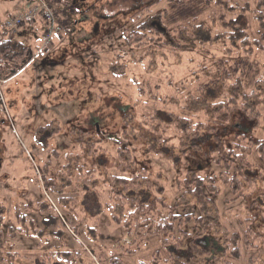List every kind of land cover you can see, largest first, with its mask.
Masks as SVG:
<instances>
[{"label":"rangeland","instance_id":"1","mask_svg":"<svg viewBox=\"0 0 264 264\" xmlns=\"http://www.w3.org/2000/svg\"><path fill=\"white\" fill-rule=\"evenodd\" d=\"M43 1L53 11L62 33L47 49L41 44L40 34L20 37L25 42L30 40L31 50L38 54L27 67L22 66L24 61L17 64L16 77L0 79L6 102L0 105L2 231L7 233L10 227L18 226L21 211L35 221L41 235L24 237L17 233L13 240L5 239L0 264H42L44 254L50 251L70 254L68 258L57 256L54 261L58 264H112V260L150 264L155 255L171 257L177 264H264V161L256 153L249 157L256 168L245 173L253 185L243 182L242 191L233 195L232 189L216 178L222 192L215 200L217 208L205 206L207 213L211 212L209 223L215 227L206 228L196 242L186 240L180 251L173 247L164 250L158 237H150L138 247L129 246L125 242L128 233L112 221L106 208L110 201L109 182L98 180L91 183L96 189H86L78 181L79 171L85 168L89 172L92 166L99 167L102 178L119 176L121 150L123 159L129 161L128 173L123 170L122 176L142 170L151 176L153 191L144 189L136 197L143 201L162 199L164 204L177 207L182 216L193 213L190 206H185L193 204L192 198H183L179 181L192 180L193 173L210 177L223 170L214 164L216 157L208 148V135L203 134L208 131L199 132L204 136L203 147L196 152L190 145L193 133L180 142L170 131L169 136L176 137L170 143L172 150L160 149L154 154L149 152L144 136H155L147 134L144 126L154 113L168 126L175 121L168 115L161 117L158 112L162 111L189 119L195 113L206 125L202 113L209 105L210 128L215 136L224 137V143L229 144L235 133L251 127L239 113H232L226 123V114L215 121L213 112L222 101L226 80L229 85L238 82L248 93L258 88L263 94L258 98L264 102L261 0H210L209 4L207 0ZM221 1L230 9L222 8ZM26 6V0H0V26ZM144 11L151 17L161 15L162 28L174 33V37L178 36L176 29L188 27V33L194 35L193 42L188 46L176 42V46L153 48L145 56V52L132 53L123 35L137 27L131 19ZM189 23L196 25L193 28L187 26ZM223 23L230 25L224 28ZM197 28L204 33H197ZM231 29L233 33L246 32V37L241 36L249 40L246 47L232 38L228 43L227 39L234 37ZM8 34L15 37L18 32ZM17 51H26V59L33 56L22 45ZM51 52L50 59H45ZM204 73L210 74L206 76L213 81L206 91L201 90ZM155 87L166 98V106L151 100ZM252 100L257 101L255 97ZM261 112L264 116V110ZM82 136L88 147L95 144L102 149L100 161L93 159L91 149L78 142ZM263 137L262 121L254 142ZM235 196L240 200L230 204ZM248 226L256 236L247 237V246H261L260 252L245 247L243 237ZM185 230L189 233L190 226ZM234 234L240 235L239 244L234 240L227 244V238ZM176 237H180L179 232ZM235 246L237 258L227 255L228 249Z\"/></svg>","mask_w":264,"mask_h":264},{"label":"trees","instance_id":"2","mask_svg":"<svg viewBox=\"0 0 264 264\" xmlns=\"http://www.w3.org/2000/svg\"><path fill=\"white\" fill-rule=\"evenodd\" d=\"M211 1L207 0V4ZM223 2V1H221ZM222 8L230 9L229 5L226 2L221 3ZM264 6V0L260 1L259 7ZM232 9V8H231ZM162 16L158 15L157 17H151L150 12L144 11L139 13L135 18L131 19V24L137 25L135 29L131 32H125L123 35L124 44L127 48L135 53H144V56L147 55L153 48L160 49L164 46H176L185 45L188 46L193 42V33H188V27L182 26L176 29L177 37H174V33H169L167 29L162 28ZM147 18V19H146ZM146 19L145 21H143ZM263 22V21H262ZM196 25V24H195ZM193 23H189L187 26H192ZM224 26L230 24H222ZM200 28V27H198ZM197 28V33L201 32V29ZM225 28V27H224ZM223 29V28H222ZM164 30V31H163ZM237 31V29H234ZM231 34H234V37H230L227 39L228 43L232 38L235 43L240 42L241 46L244 48L248 45L249 40L241 39V36H247L245 31H241V33H233V29H231ZM240 34V36H237ZM197 38L200 35L195 34ZM199 40V39H198ZM231 42L233 45L234 42ZM177 42V44H176ZM258 44V43H257ZM137 55V54H135ZM134 55V56H135ZM29 56L26 51L17 52L14 49V45L9 41H4L0 43V79L5 80L12 76L13 73H17L15 71V67L17 64L23 62L22 66L26 65L28 61L25 62L26 57ZM13 66V68H12ZM149 67V66H148ZM148 67L146 70L148 71ZM205 76L201 78H205V82L202 85L201 90H208L209 86L213 83L210 74L204 73ZM203 75V73H202ZM229 81H225L223 84V98L220 103H218L219 109H215L214 120L217 121L220 116H225L226 114V123H229L231 120L232 113H239L242 117L251 125V127L243 128L240 132L235 133V138L229 144L224 143V137H217L213 133V130L210 128V110L211 107L208 105L206 109L203 110L202 117L207 122L206 125H203L202 121L199 120L194 113V118L189 119L185 116H176L174 113H167L166 111L158 112L159 115L165 116L168 115V118H176L175 121L169 124V126L165 123V121H161V118L154 113L151 118L148 119V124L144 128L147 130V134L154 135L155 138H151L149 136H144V139L147 140V144L149 145L150 153H157V150H172L170 143L177 137L178 141H183V138L189 137L191 133H193V143L190 144L193 146V151H198L203 144L202 135H200V131L205 130L208 132H204L203 134L208 135V143L210 152L213 157L216 159L214 164L218 167H223L221 172L215 173L214 176L203 177L199 173H193V179L188 181V178H185L181 182L180 189L182 190L183 198L190 196L192 198L193 204H183L186 207L193 209V213L186 214L182 216L180 213H177L178 208L173 207L169 204H164L162 199H155L153 201H143L140 198L136 197L135 194L143 192L144 189L153 191L154 187L150 184V175L145 171H136L133 174H129V176L121 175L123 170L128 173V165L129 161H125L123 159L121 150H118V170L120 173L119 176H110L101 177V171L99 167L92 166V170L89 172L87 169L80 170L78 181L84 183L82 188L86 189H96L91 186L93 183L100 180L101 182L106 181L110 184L109 190V203L106 208L110 217L114 223L122 228L128 233L126 243L131 246L135 245L138 247L140 244H143L146 239L150 237H158L161 240L162 248L168 249L169 247H173L175 250L180 251L184 247V242L186 240L190 241L192 239L196 242L201 239L203 233L206 228L214 229V223H209V219L211 216L207 213L205 208L206 205H209L210 209L213 210L217 208L216 206V198L220 196L221 190L217 186L218 181L215 182L216 178H221V182L225 187L232 189L233 195L238 194L239 191H242L243 182H247L248 185H253L252 181L245 174L247 172L251 173L250 169L256 168L255 165H252L249 161V157L256 153L260 158V161H264V137L262 139H258L254 142V138H256L257 133L261 130V122H264V116L262 115V110H264V102L261 98H258L259 95L262 97L263 94L258 88L252 89L249 93L244 89L239 87V83L235 82L233 85H229ZM264 83V82H262ZM156 88V87H155ZM141 95L143 94L142 89H139ZM256 98L257 101H253L252 98ZM165 97L162 96L161 90L156 88L152 90L151 100L156 102L157 104L161 103L166 106ZM163 102V103H162ZM158 110H155L157 112ZM196 118V120H195ZM191 122V123H190ZM203 126V128H200ZM172 131L176 134L175 138H171L168 132ZM86 136V135H85ZM85 136H82L78 141L80 144L85 145V149H91L92 154L94 156V160H101L103 156L102 149L95 144H90V147L85 143ZM213 138H215L216 142H214ZM226 138V137H225ZM188 146V145H186ZM95 147V148H94ZM120 151V152H119ZM120 153V154H119ZM163 154V153H159ZM220 175V176H218ZM54 181V180H50ZM50 183V182H49ZM48 183V184H49ZM92 183V184H91ZM81 189V188H76ZM236 197V196H235ZM246 197V195H245ZM240 197L233 198L232 202H238ZM18 226L10 227V230L7 233L2 231V227L4 224V219L0 216V249L3 247L5 239L15 238L17 233L18 235L24 237H35L37 234L41 235V232H38L36 229L35 221L31 218L27 217L23 212L18 211ZM3 222V224H2ZM190 232L187 233L185 228H189ZM246 226V225H245ZM244 231L243 240L245 241V247L254 250L257 249L260 252L261 246L253 244L252 246H247V237L250 235L252 238L254 237L253 229L248 226ZM179 232L180 237L177 238L176 234ZM249 236V237H250ZM256 236V235H255ZM237 241L238 244L240 242V235L234 234L230 238H227V244L230 241ZM258 239H256L257 241ZM231 241V242H232ZM236 242V244H237ZM237 244V245H238ZM141 246V245H140ZM125 247V246H122ZM131 253V252H129ZM230 254L233 258L239 257L238 248L230 247L228 249L227 255ZM42 264H52L57 256H63L68 258L70 254L68 253H54L52 251L44 254ZM251 262V261H250ZM67 264H71V261H68ZM112 264H122V262H116L112 260ZM150 264H177L175 260L171 257L168 259H162L159 255H155ZM250 264V263H249Z\"/></svg>","mask_w":264,"mask_h":264},{"label":"built area","instance_id":"3","mask_svg":"<svg viewBox=\"0 0 264 264\" xmlns=\"http://www.w3.org/2000/svg\"><path fill=\"white\" fill-rule=\"evenodd\" d=\"M30 8L19 15L11 16L5 23L6 28L16 35L26 24L33 23L38 17L46 22V31L43 40V48L47 49L53 45L54 39L62 33V28L58 24L53 12L43 0H28ZM5 98L0 86V105H4Z\"/></svg>","mask_w":264,"mask_h":264},{"label":"crops","instance_id":"4","mask_svg":"<svg viewBox=\"0 0 264 264\" xmlns=\"http://www.w3.org/2000/svg\"><path fill=\"white\" fill-rule=\"evenodd\" d=\"M26 3H27V6L23 9V10H21V11H18V12H16V13H14V14H11L10 16H8L7 17V19L9 18V17H11V16H16V15H18V14H20L21 12H23V11H26V10H28L29 8H30V4H29V2H28V0H26ZM7 19H6V21H7ZM6 21H5V23H6ZM5 23H4V25L3 26H0V43L1 42H4V41H9V40H11V42L13 43V45H14V49L17 51V49H19L20 47H21V45L22 46H24L25 48H28V49H30V51L33 53V56H32V58L30 57V58H28V59H26V60H28L29 62L26 64V67L28 66V64L31 62L32 63V61L34 60V55L35 54H38V51H36V50H31V47L29 46V44H30V40H27V42H25L23 39H21L20 40V37H22V36H30V37H33V36H36V34H40V39H41V44L43 43V37H44V32H45V30H46V22H45V20L44 19H42L41 17L40 18H38V19H36V21H34L33 23H31V24H26V25H24L19 31H18V35L17 36H15V37H11L10 36V34H8L9 33V30L6 28V26H5ZM58 39V38H57ZM56 41V40H55ZM41 46V45H40ZM41 48V47H40ZM17 52H19V51H17ZM52 56V52H51V54H47V55H45V59H50V57ZM42 64H44L45 66H47V68H49V65H46V63H42ZM12 68H13V66H12ZM21 72V71H20ZM13 76H15V74L13 73L12 74ZM18 75V74H17ZM16 75V76H17ZM15 76V77H16ZM7 82H9V81H7ZM6 82V83H7ZM15 106H16V103L15 102H12ZM14 106V107H15ZM52 264H58V263H55V261L54 262H52Z\"/></svg>","mask_w":264,"mask_h":264}]
</instances>
